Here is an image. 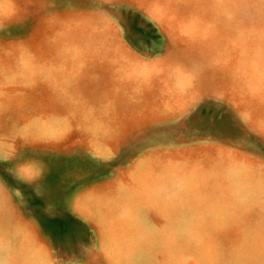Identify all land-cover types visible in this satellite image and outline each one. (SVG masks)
<instances>
[{"label":"rangeland","instance_id":"1","mask_svg":"<svg viewBox=\"0 0 264 264\" xmlns=\"http://www.w3.org/2000/svg\"><path fill=\"white\" fill-rule=\"evenodd\" d=\"M0 264H264V0H0Z\"/></svg>","mask_w":264,"mask_h":264}]
</instances>
